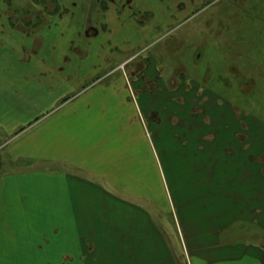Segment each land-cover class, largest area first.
Instances as JSON below:
<instances>
[{"label": "rangeland", "instance_id": "1", "mask_svg": "<svg viewBox=\"0 0 264 264\" xmlns=\"http://www.w3.org/2000/svg\"><path fill=\"white\" fill-rule=\"evenodd\" d=\"M167 1L0 0L3 31L19 45L0 54L15 65L0 72L3 93L22 106L0 129V264H256L229 263L220 252L212 257L216 247L202 212L191 227V245L181 241L173 202L199 172L214 173L203 166L192 173L198 159L179 143H211L214 155L222 148L239 168L243 160L253 164L259 150L264 168V0H206L194 7ZM144 49L161 60L166 82L146 79L155 76L157 63L144 60ZM137 53L138 63L118 69ZM182 53L186 71L176 61ZM12 78L18 94H11ZM120 126H127L124 133ZM132 135L159 143L163 165L149 146L144 164L142 141ZM16 146L21 157L12 154ZM98 162L102 171L103 163L118 170L122 164L132 176L123 168L115 175L80 170L101 190L85 189L95 210L82 228L76 223L81 214L61 205L70 196L59 178L45 184L33 174L7 177L17 169L76 175L77 163ZM25 193L46 201L49 210L21 214ZM227 240L264 248L252 227H230ZM188 245L201 252L190 256Z\"/></svg>", "mask_w": 264, "mask_h": 264}, {"label": "crops", "instance_id": "2", "mask_svg": "<svg viewBox=\"0 0 264 264\" xmlns=\"http://www.w3.org/2000/svg\"><path fill=\"white\" fill-rule=\"evenodd\" d=\"M182 1L184 0H179V3ZM204 1L206 0H187L189 4L191 3L193 5V7L203 3ZM168 3L170 2H167L166 4ZM3 20L4 19L0 18V54L1 55L3 53L5 54L6 48L7 49L10 48V46H12V49L13 48L18 49L19 47L17 42H16V46H15V42L12 43L8 42L10 40V37L6 35L5 32L3 31L4 30ZM183 54L184 53L177 56L178 58V59L176 58L177 62H179V59L182 57ZM157 58H158L157 56H154V60L156 62L161 61V60L158 61ZM196 60H197L196 55H194V61ZM16 64H17L16 68L17 67L19 68V62H16ZM179 66L185 70V68L181 63L179 64ZM6 69L14 70L15 69L14 62L12 63V62H5L4 60L2 61L0 60V72H4ZM154 69H155V75L157 76L160 74L159 76H161L162 70L160 69V65L159 64L155 65ZM4 77H5L4 75L0 74V102L10 101L12 105L5 106L4 104L3 105L1 104L2 106H0V129H3L2 126L4 123L2 122L4 121V118H6V116L12 117V115L15 116L16 113L18 115L20 113V109L22 108V106H20L19 104V98L17 103L15 101L16 97L10 94L6 95L3 93L5 88ZM14 81H15L14 78L10 79V83H12L11 94H18L19 90L17 91V89L16 90L14 89V84H13ZM102 83L106 84V82L98 81V84H102ZM108 84L111 85V83ZM123 127H127V126H120L119 127L120 130ZM121 132H123V130H121ZM136 133L138 132L136 131ZM0 135L2 134L0 133ZM125 137L127 138V134ZM132 139L136 140L137 142L142 141L141 144L143 145L141 149L145 151L143 154L144 164H147L148 155H149L148 152V146H149V148L154 149L157 154L156 162L157 159L159 160L160 157L161 163L163 165L164 157H162L160 154L161 147L159 146L160 145L159 143L157 144L152 140H148L147 137H145L144 135L142 136L140 135L139 137L136 136L135 138L132 135ZM177 145H183L184 146L183 149L191 148L193 153L191 152L190 153L194 158L198 159V163H194V170L192 171V173H196V169H198L200 166H203L204 168L207 167V170L209 172L211 171V169L214 171L213 175H211L209 178L205 176L204 173L199 172L201 174L200 177L199 178L194 177L190 181L191 184L187 190V194L185 193L182 194V190L184 189H178L179 190L178 194L180 195V196L176 195V197L178 198V202L175 198L173 202L176 211L174 210V207H172V211L174 210V212L178 213V219H177L179 221V227L177 228L178 237L180 236L181 241H186V242L188 241V244L191 245V243H189V235L193 231V228L191 227H193V224L196 225L197 223L196 214L198 212H202L204 214V218L206 219L205 228L206 230L211 232L210 234L211 239L209 240L211 245L210 247L212 249L216 247L215 253L211 254L212 257L215 258L216 256H218L216 255V252H220L221 254L224 253V255L227 256L225 260L229 263H232L233 261L236 263L239 261V259H241L243 262L247 261L256 264H264V248H261V246L245 244L244 242L236 243V244L234 243L225 244L226 243L225 241H228L227 237L229 234V228L235 225L240 228L241 232L244 230V227L247 228L252 227L253 230L256 231V234H259V236H261L262 240L264 241V168L262 166V163L259 162L260 161L259 156L261 152L259 150L257 151V156L259 159L258 158L253 159V164L247 163L246 160L245 161L243 160L242 162H240L241 168H239V164L236 165L229 164V158L225 156V151L222 152L223 150L222 148H220L221 150L220 152L219 148L216 147L217 153L214 155L211 143L208 144L209 146H207L206 144H202L197 141L190 142L189 140L185 144L179 143ZM16 147L12 150V154L14 157H21L20 146L17 148ZM174 149L178 150L176 144L174 145ZM225 149L226 147L224 148V150ZM178 155L180 157V153ZM216 155H218V157ZM248 155H250V153H248ZM239 161H241L240 158L236 160V162ZM3 164L4 161L0 157V167ZM103 164L105 165H103L104 169L102 171L100 168L102 164L100 162H98L97 164H87V165L84 164V167L83 165L77 163L76 169L77 170L79 169V171H77L76 175L75 174L70 175L68 173L67 174L64 173L61 175H53V174L45 173L44 175H42L39 173H34V171H32L34 169H30V170L26 169V171L17 169V171L12 172V174L7 177L11 178L14 175L17 176V174L20 175V173L33 174V177H31V179L33 180L37 179L45 184L46 183L51 184L53 183L54 178H59V181H62L68 187L67 190L68 195L66 196H70L69 201L68 198L66 197L65 202L61 205H64L66 207L65 209L66 213L68 212L67 209H72V213H75V215H77L78 213L81 214V216L76 220V223L78 224L79 228L80 227L82 228V224L81 226L79 225L82 221L86 222L87 220H91V217L84 218V214H85L84 205L80 207L81 200L84 201L85 197H87L85 189L89 188L88 190L90 192H92L93 188H96L98 190L100 189L99 187L88 183L87 181L90 182L93 181V179L89 177V175H87L86 173H82L80 170L84 171L87 168L88 172L92 171L91 173L93 174L96 173V175H100V173L102 172L103 174L109 173V175H115V174H120L123 168L129 174V176H132L131 170L127 171L126 167L122 166V164L119 170L117 169L119 168V166L115 167L114 165H111V163H107V164L103 163ZM218 166L220 167L218 168ZM248 167L251 168L247 169ZM240 170L242 171V175L238 173ZM246 172H253V174L246 175ZM229 173H235L236 175L234 174L232 176H229ZM231 177L232 179L229 180V178ZM4 179L5 177L3 178V180ZM21 184L22 183L19 182V186ZM17 185H18V181H17ZM20 190H24V188L20 186L19 191ZM183 195L189 196V198L186 197L188 198V203L191 201L188 207H186L187 205L184 204ZM19 198L21 200L19 199L18 211L21 214L29 213L30 211H33V208H37V210H35L36 213H41V212L45 213L49 210L46 201L44 203H38L37 196L31 194L29 195L25 193L24 195L20 194ZM183 213L188 214L189 216L185 217ZM69 215H71V210H69ZM83 228H84V224H83ZM189 245L188 247H192L194 249L193 246H189ZM218 246H220V248H218ZM194 251L201 252L198 250L197 247L194 250H189V255L193 254Z\"/></svg>", "mask_w": 264, "mask_h": 264}, {"label": "flooded vegetation", "instance_id": "3", "mask_svg": "<svg viewBox=\"0 0 264 264\" xmlns=\"http://www.w3.org/2000/svg\"><path fill=\"white\" fill-rule=\"evenodd\" d=\"M173 1H174V0H173ZM173 1H172V0H168L167 2H173ZM102 4H105V1H104ZM148 14H149V13H148ZM151 15H152V14H151ZM147 16H150V15H147ZM142 53H143V54H146V57L144 58V60H147V59H148V61H149V58H150V57L152 58V60H154V56L151 55L149 52H147L145 49L142 51ZM149 54H150V55H149ZM149 56H150V57H149ZM139 58H142V57L140 56ZM139 58H138V53L135 54L134 56L130 57V58L128 59L127 62H125V66H127L130 62H133V61H134L133 65H134L135 63H138V62H137V59H139ZM198 58H200V54H196V59H198ZM143 63H144V62H143ZM156 63L160 65L161 61L156 62ZM157 64H154V66L157 65ZM143 65H144V68H143V69H145V64H143ZM146 65H148L147 62H146ZM149 69H150V71H152V68H151V67H150ZM153 70L155 71L154 67H153ZM154 78H156V84H157L158 81H160L161 79H162V80L164 79V81H165V78H164V77H161V76H159V75H157V76L155 75V76H153V77H148V78H146V79H148L149 83L155 84ZM146 79H144V80H146ZM165 82H166V81H165ZM210 119H211V118H210ZM211 130H212V132L214 133V128L211 129Z\"/></svg>", "mask_w": 264, "mask_h": 264}, {"label": "bare ground", "instance_id": "4", "mask_svg": "<svg viewBox=\"0 0 264 264\" xmlns=\"http://www.w3.org/2000/svg\"><path fill=\"white\" fill-rule=\"evenodd\" d=\"M184 178H187V177H184ZM82 205L85 206L84 207L85 214L88 213L87 215H89L90 217L93 216V211L95 210V206H94V196L92 193H89L88 196L85 197L84 201L81 200L80 207H82Z\"/></svg>", "mask_w": 264, "mask_h": 264}]
</instances>
